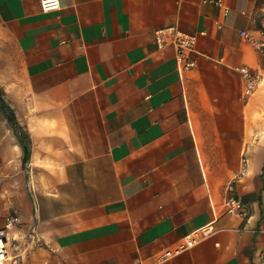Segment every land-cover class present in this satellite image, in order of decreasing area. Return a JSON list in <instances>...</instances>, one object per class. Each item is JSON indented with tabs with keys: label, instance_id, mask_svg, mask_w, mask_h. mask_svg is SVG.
<instances>
[{
	"label": "crops",
	"instance_id": "0c3cea01",
	"mask_svg": "<svg viewBox=\"0 0 264 264\" xmlns=\"http://www.w3.org/2000/svg\"><path fill=\"white\" fill-rule=\"evenodd\" d=\"M41 1L0 0V231L11 222L14 263L264 264V57L239 34L264 28V0ZM167 27L197 37L193 69L156 48ZM240 67L261 75L249 96Z\"/></svg>",
	"mask_w": 264,
	"mask_h": 264
},
{
	"label": "built area",
	"instance_id": "2783aa9c",
	"mask_svg": "<svg viewBox=\"0 0 264 264\" xmlns=\"http://www.w3.org/2000/svg\"><path fill=\"white\" fill-rule=\"evenodd\" d=\"M203 3L211 2L221 6L220 0H202ZM43 12H50L59 9V0H42L40 3ZM204 34V33H203ZM240 36L247 40L259 53L264 57V28L259 29L257 37L246 31H240ZM197 37L194 35L185 34L176 27H167L154 32L153 42L157 49L163 50L167 47H172L175 51L176 66L180 71L191 70L196 66V61L193 58L196 54L195 45ZM245 82V94L251 95L261 83V75L248 69L240 67L236 69ZM244 170V169H243ZM243 171L241 172V175ZM223 206L227 213L235 214L244 217L243 203L234 198L227 197ZM11 226V222L6 223L5 229L0 231V264H6L9 259L7 230ZM211 229H200L192 235L186 236L181 243L174 249L164 251L159 257L158 262H164L172 259L176 255L191 249L198 241L207 237ZM130 264H142L138 260H133Z\"/></svg>",
	"mask_w": 264,
	"mask_h": 264
},
{
	"label": "rangeland",
	"instance_id": "374dc122",
	"mask_svg": "<svg viewBox=\"0 0 264 264\" xmlns=\"http://www.w3.org/2000/svg\"><path fill=\"white\" fill-rule=\"evenodd\" d=\"M12 248H13V247H12ZM8 253H9V252H8ZM27 255H28V252H25L24 257H23V258H25V259L20 261L21 264H23V262H27ZM14 257H15V252H14V250L10 249L9 259H8V261L6 262V264H19V261H16V263H14V261L16 260V259H14ZM21 259H22V258H21Z\"/></svg>",
	"mask_w": 264,
	"mask_h": 264
},
{
	"label": "trees",
	"instance_id": "16d2710c",
	"mask_svg": "<svg viewBox=\"0 0 264 264\" xmlns=\"http://www.w3.org/2000/svg\"><path fill=\"white\" fill-rule=\"evenodd\" d=\"M23 148H24V157H26L29 151L26 146H23Z\"/></svg>",
	"mask_w": 264,
	"mask_h": 264
}]
</instances>
